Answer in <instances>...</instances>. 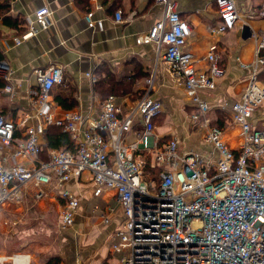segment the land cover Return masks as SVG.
<instances>
[{
	"label": "built area",
	"instance_id": "2783aa9c",
	"mask_svg": "<svg viewBox=\"0 0 264 264\" xmlns=\"http://www.w3.org/2000/svg\"><path fill=\"white\" fill-rule=\"evenodd\" d=\"M156 1L164 5V15L137 41L154 43L163 51L167 66L197 105L191 119L217 151L215 163L209 164L194 151L182 153L176 138L163 141L156 135L163 103L150 93L127 112L110 94L96 117L85 118L80 112L57 117L51 93L65 77L61 66L51 65L36 70L34 114L18 122L0 110V206L18 197L32 180L46 184L55 176L62 186L88 171L95 194L114 190L124 207V221L111 244L114 251L123 252L121 264H264V128L252 123L264 101V83L259 80L264 69V29L254 34L258 45L254 62L247 65L248 84L229 106L231 125L238 132L228 139L229 129L212 124V107L202 95L215 89L216 79L225 73L218 52L210 50L204 61L207 67L198 66L185 48L192 27L181 16L178 1ZM216 2L221 22L209 29L220 35L234 28L241 14L236 0ZM51 15L48 6L38 8L29 34L50 26ZM86 17L90 25L95 23L92 12ZM250 17L264 18V2ZM115 18L123 21L121 10ZM96 23L103 27L102 20ZM11 72L10 64L0 59V75L8 80ZM155 77L151 73L147 78L150 90ZM30 117L36 123L27 124ZM51 125L69 134L74 150L52 148L44 159L43 137ZM132 130L137 137L126 142ZM158 164L163 169L156 179L151 171ZM36 195L40 199L46 192L39 190ZM62 197L63 226H70L80 202L66 189Z\"/></svg>",
	"mask_w": 264,
	"mask_h": 264
},
{
	"label": "crops",
	"instance_id": "0c3cea01",
	"mask_svg": "<svg viewBox=\"0 0 264 264\" xmlns=\"http://www.w3.org/2000/svg\"><path fill=\"white\" fill-rule=\"evenodd\" d=\"M177 1L181 16L192 27L185 48L203 68L207 67L205 56L215 49L225 68L224 75L216 79V88L204 91L203 98L212 109L230 112L229 106L241 97L248 84L250 69L247 65L256 58L258 41L254 34L264 29V18L250 17V13L261 8L264 0H236L241 17L234 28L220 35L209 29L221 20L216 0ZM42 6L52 10L50 26H38L36 32L29 34L35 12ZM117 10L122 11L121 22L115 18ZM89 12H92L93 25L86 17ZM163 15L164 5L156 0H0V56L12 68L8 80L0 75L1 112L18 122L26 114H34V91L38 89L36 70L59 65L64 71L63 84L74 92V102L71 108L60 104V86L56 85L51 93L56 116L61 118L67 112H80L85 118L96 117L106 98L98 81L111 73L130 86L128 92L115 94L123 112L150 93L163 103L156 120V135L163 141L176 138L182 153L194 151L209 164L215 163L217 151L191 119L197 105L167 66L163 51L159 52L154 43L137 41ZM98 20L103 21V27L97 25ZM88 73L96 80L93 81ZM151 73L156 77L150 90L147 78ZM262 73L264 69L260 76ZM259 80L264 83L263 79ZM8 84L12 91L6 90ZM36 121L35 117H30L27 124ZM228 123L225 128L230 132L226 137L230 139L238 130L231 125V115ZM252 123L255 126L264 123V101L256 108ZM136 137L137 131L132 130L126 134L125 141L132 142ZM43 144L46 150L42 158L43 154L48 158L49 150L57 147L48 146L47 135L43 137ZM64 189L77 196L80 202L70 226H63L62 222ZM39 190L46 192V202L42 200L45 197H36ZM39 190L32 194L35 201L46 203V229L41 240L39 234L37 238L31 235L27 239L19 232L18 219L10 215L8 222L7 214L0 212V264H48L55 258L60 260L59 264L122 263L123 252L111 248L116 240L114 234L125 218L124 207L114 190L95 194L93 178L88 171L65 181L62 186L53 176L52 181L42 184ZM26 194H31L29 183L18 197L7 203L16 204ZM51 207L58 211L54 220Z\"/></svg>",
	"mask_w": 264,
	"mask_h": 264
},
{
	"label": "trees",
	"instance_id": "16d2710c",
	"mask_svg": "<svg viewBox=\"0 0 264 264\" xmlns=\"http://www.w3.org/2000/svg\"><path fill=\"white\" fill-rule=\"evenodd\" d=\"M2 57L0 56V59ZM101 73V72H100ZM262 73L261 76H263ZM107 84V85H106ZM99 88L104 92L105 97L110 94H117V93H126L130 90L129 84H125L121 78L117 79L113 77L111 73L106 74L105 76L101 77L98 81ZM60 90L58 91L60 94L58 95V101L62 104L65 108H71L73 106L74 98H73V90L71 87H65L64 84H60ZM58 86V87H59ZM69 91V92H68ZM225 110H216L215 111V118L212 119V124L216 125L220 128H225L226 124L228 123V119L226 118ZM220 116V117H219ZM157 120V119H156ZM47 135L48 139V146L49 147H65L67 149L74 150V142L70 138L69 134L64 132L60 127L57 126H50L45 136ZM45 145H43V151L45 152ZM43 158L47 159L43 154ZM163 169V166L158 164L157 168L153 169L151 172L156 179H159V173ZM59 264L60 260L58 258L52 259L48 264Z\"/></svg>",
	"mask_w": 264,
	"mask_h": 264
},
{
	"label": "rangeland",
	"instance_id": "374dc122",
	"mask_svg": "<svg viewBox=\"0 0 264 264\" xmlns=\"http://www.w3.org/2000/svg\"><path fill=\"white\" fill-rule=\"evenodd\" d=\"M219 22H221V20ZM260 79L264 80V74L263 76H260ZM215 111H216L215 109L211 110V117L213 118H215L216 116ZM224 112L227 115L226 118L229 119L230 112L228 111V109L225 110ZM227 125H229V123H227L225 126L228 127ZM263 126L264 123L260 125L261 128H264ZM29 187H30V193L32 194L34 191L36 192L37 189L39 190L42 187V184L37 185L35 180H32L29 182ZM31 194H26L23 198H21L22 200L20 199L19 202H16V204L11 202L5 203L3 206H0V212L7 214L6 217H8V222H10L11 220L10 215H14L13 216L14 219L15 218L16 220L18 219L17 226L19 228V232L24 233L27 239H29L28 237H31V235L36 237L39 234L38 237H40L41 240L43 230L46 229L45 228L46 203H42L44 202L42 200H45L46 202V197L44 196L45 198L44 199L41 198L42 200L40 201H35L33 199L34 198L33 194H32L33 197L31 196ZM51 210H52V218H53L52 220H54L56 218L58 211L53 207H51ZM0 231H1V226H0Z\"/></svg>",
	"mask_w": 264,
	"mask_h": 264
}]
</instances>
